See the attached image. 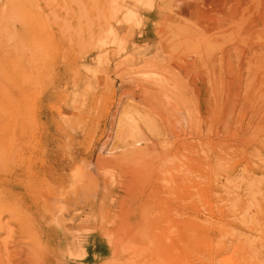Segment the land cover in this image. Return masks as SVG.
Returning a JSON list of instances; mask_svg holds the SVG:
<instances>
[{
	"label": "rangeland",
	"instance_id": "1",
	"mask_svg": "<svg viewBox=\"0 0 264 264\" xmlns=\"http://www.w3.org/2000/svg\"><path fill=\"white\" fill-rule=\"evenodd\" d=\"M203 1L0 0V201L24 225L33 213L35 228L42 218L54 230V264H264V96L248 107L246 91L247 75L264 85V72L248 73L264 56V24L253 26L250 9L242 57L230 41L205 42L224 28L203 31L194 8ZM159 79L183 91L186 122L163 101ZM129 90L135 99L118 105ZM136 126L155 145L113 152L126 137L119 128ZM78 188V205L54 208L62 216L43 211L46 189L64 199ZM19 228L1 239L28 243Z\"/></svg>",
	"mask_w": 264,
	"mask_h": 264
},
{
	"label": "bare ground",
	"instance_id": "2",
	"mask_svg": "<svg viewBox=\"0 0 264 264\" xmlns=\"http://www.w3.org/2000/svg\"><path fill=\"white\" fill-rule=\"evenodd\" d=\"M198 3V2H197ZM231 4V5H230ZM227 5H230V7H229V9H228V17L227 18H225L224 17V19H223V17L222 16H224V14H226L225 13V7L227 6ZM200 7V6H199ZM211 7V8H210ZM253 7L254 8H256L257 9V13H258V15H257V18H256V20L254 21L255 23H253V26L254 27H260V25H262V24H264V0H254L253 2H251V0H250V2L249 1H247V0H210V1H203V3L201 4V8H198V6H194V8H195V11L197 12V14H198V17H199V20H200V23H201V26H203V31H211V32H213V31H215L216 29H219V30H221L220 28H224V30H222V31H220V32H218L217 33V35H214V36H212L211 37V34L210 33H208V34H210V36L209 37H211L209 40L207 39V38H205L204 40H207V41H205V42H210V41H218L219 40V38H222V41H230V43H232V44H236V46H234V51L236 52H238L242 57H244V56H248L249 54L247 53V50L245 51V50H243V49H241L240 48V45H242L243 43H245V41H247L248 42V39H247V37H246V35H244V37H243V35H242V33H243V31H245V29H244V26H245V24H246V16L248 15V14H250V9H252V11H253ZM193 8V9H194ZM209 8V9H208ZM192 9V10H193ZM211 9V10H210ZM256 9H255V11H256ZM262 9V10H261ZM191 10V12H190V15L191 16H193V15H195L196 14V12H195V14H193V11ZM210 11H213V12H215L214 14H212V12H211V14H210ZM216 13H218V14H216ZM180 15H185V11H183L182 13H179ZM196 14V15H197ZM220 14L222 15L221 17H222V20H220V19H218L216 16H220ZM213 16H214V18H213ZM194 17V16H193ZM197 17V16H196ZM247 17H249V16H247ZM251 17V16H250ZM252 21V20H251ZM210 22H213L211 25L209 24ZM264 27V26H263ZM226 28V29H225ZM190 31V30H189ZM258 31H262V30H260V29H258ZM183 32V31H182ZM216 32V31H215ZM246 32V31H245ZM161 33V32H160ZM160 33H158V36L159 37H161L160 36ZM185 33V32H184ZM183 33V34H184ZM189 34V33H188ZM189 35H191L190 36V40L189 41H191V40H193V34L191 33V34H189ZM188 35V36H189ZM179 36H181V35H179ZM187 36V35H186ZM178 37V36H177ZM259 37V36H258ZM255 38V37H254ZM260 39L261 38H259V41H260ZM221 41V42H222ZM262 41V40H261ZM260 41V42H261ZM241 42H243L242 44H240V45H237L238 43H241ZM228 43V42H227ZM161 44H162V42H161ZM204 44V43H203ZM207 44V43H206ZM223 44V43H222ZM261 44H263V43H261ZM208 46V45H207ZM244 46V45H243ZM206 47V46H205ZM258 47V46H257ZM256 47V48H257ZM244 48V47H243ZM209 49V48H208ZM245 49V48H244ZM251 50V49H250ZM253 50H254V47H253ZM256 50V49H255ZM225 52V51H224ZM231 52V51H230ZM249 52V51H248ZM261 52V51H260ZM263 52V51H262ZM206 53V52H205ZM208 53V52H207ZM254 53V52H253ZM223 54V53H222ZM255 54V53H254ZM263 54H264V52H263ZM227 54H225V56H226ZM250 56H253L254 57V55H250ZM256 56V55H255ZM257 56H258V54H257ZM230 57V56H229ZM253 57L252 58H250V59H253ZM260 57H261V54H260ZM207 58V57H206ZM228 58V57H227ZM234 58V57H233ZM262 58V57H261ZM223 59V58H222ZM235 59V58H234ZM255 59V58H254ZM229 60V59H228ZM241 60V59H240ZM243 60H245L244 58H243ZM247 60H249L248 58H247ZM235 61V60H234ZM236 62V61H235ZM240 62H242V61H240ZM250 62V61H249ZM254 62V61H253ZM228 63V62H227ZM229 63H231L230 61H229ZM229 63H228V65H229ZM234 63V62H233ZM239 63V62H238ZM243 63V62H242ZM246 63V62H245ZM252 63V62H251ZM234 65V64H233ZM243 66H244V64H242ZM260 66V67H257V66ZM230 66V65H229ZM240 66V65H239ZM247 66V65H246ZM250 67H249V70H248V73H251V74H253V71H255V70H257V68L258 69H260L262 72H264V56H263V58L261 59V61L259 62V64H256V65H254L253 63L251 64V65H249ZM227 68V67H226ZM229 68V67H228ZM227 68V69H228ZM232 68V67H231ZM246 68V67H245ZM244 68V69H245ZM241 69V68H240ZM234 70H235V67H234ZM259 70V71H260ZM232 71V70H231ZM230 71V72H231ZM240 71V70H239ZM242 71H243V69H242ZM247 71V70H246ZM228 72H229V70H228ZM236 72H237V70H236ZM257 73V72H256ZM260 73V72H259ZM238 74V73H237ZM235 75V74H234ZM241 75V74H240ZM254 76H248L247 75V79H246V81L247 80H249L250 78L252 79V82H251V84H248V86H246L247 87V89H246V91H248L247 92V94H248V97L247 96H245V97H247L248 98V100H247V102L250 104L248 107H250V106H253L254 104H256V103H258L260 100H261V97H263L264 95H262V91L264 90H262V87L264 86H262L260 83H259V81L260 82H262V79H260V77L259 76H255V74H253ZM260 75H261V73H260ZM237 76V75H236ZM159 77V76H158ZM162 77V76H161ZM239 77V76H238ZM243 78V77H242ZM255 78L257 79V81L255 82ZM241 79V78H240ZM250 79V80H251ZM264 79V78H263ZM159 80H163V79H159ZM244 80V79H243ZM124 81V80H123ZM160 81V82H161ZM236 81H238V82H240L239 80H236ZM242 81V80H241ZM245 81V80H244ZM244 81H242V82H244ZM126 82V81H125ZM128 82V81H127ZM130 82V81H129ZM128 82V83H129ZM167 82V81H166ZM165 82V79L163 80V83H161V88L163 89H161L160 91H161V96H162V99H163V101L165 102V103H168V104H170V105H172V109L174 110V111H176V112H178V114L180 115L181 113H182V115H180V116H182L181 118L183 119V121L184 122H186L187 121V117H186V115L181 111L182 110V107H183V105L182 104H184L185 102H186V104H188V101L184 98V96H183V91L181 90V89H176V88H171L170 86H169V84H165L166 83ZM176 82V81H175ZM231 82V81H230ZM233 82V81H232ZM232 82H231V84H232ZM241 82V83H242ZM249 82V81H248ZM135 83V82H134ZM133 83V84H134ZM137 83H139V82H137ZM241 83H240V85H238L237 83V85L238 86H241ZM246 83V82H245ZM177 84L180 86V84H179V82H177ZM235 85V84H234ZM233 85V86H234ZM236 85V86H237ZM247 85V84H246ZM249 85H250V87H249ZM236 86H234V90H235V87ZM245 86V85H244ZM232 87V86H231ZM243 87V86H242ZM237 88V87H236ZM239 88V87H238ZM245 88V87H244ZM239 90V89H238ZM122 91H123V89H122ZM130 91L132 92V90H129V92H125L124 94H122L121 95V97L119 98V100H118V105H121V103L123 102V100L124 99H126L127 98V96H130L129 95V93H130ZM134 91H135V89H134ZM148 92V91H147ZM233 92V91H232ZM239 92H241L240 90H239ZM154 93V92H153ZM130 94H132V93H130ZM238 94V93H237ZM233 95H235L234 93H233ZM132 97H130V98H133V99H135V94H132L131 95ZM157 97L159 98V95H157ZM242 97H244V96H242ZM239 98V97H238ZM247 98H245V100L244 101H246V99ZM235 99H236V97H235ZM160 100V99H159ZM241 100V99H240ZM242 100V101H243ZM185 101V102H184ZM230 101V100H229ZM235 101V100H234ZM237 102H239V101H237ZM232 103V102H231ZM234 103V102H233ZM232 103V104H233ZM244 103H246V102H244ZM261 105V104H260ZM239 106V105H238ZM189 107V106H188ZM248 107H247V109H248ZM260 107V106H259ZM244 108H246V107H244ZM253 108V107H252ZM168 109V108H167ZM166 109V110H167ZM251 109V108H250ZM257 109V108H256ZM240 109L238 108V110L237 111H239ZM249 110V109H248ZM248 110H245L246 112L248 111ZM262 110H263V108H262ZM114 112H112V118H113V122L115 121V119H116V117H117V115H118V113H119V110H118V108H114V110H113ZM169 111H171V110H169ZM174 111H172V112H174ZM192 111V110H191ZM240 111H243V110H240ZM249 112V111H248ZM259 112V111H258ZM262 112V111H261ZM264 112V111H263ZM237 113L238 112H236V116H237ZM241 113V112H240ZM250 113V112H249ZM251 113H252V111H251ZM255 113V112H254ZM253 113V114H254ZM177 114V115H178ZM188 115H189V117L191 118L192 117V115L190 116V112L188 111ZM251 115V114H250ZM258 115V114H257ZM256 115V116H257ZM261 115V114H260ZM234 116V115H233ZM240 116V115H239ZM242 116V115H241ZM241 116H240V118H241ZM244 116H246V115H244ZM252 116V115H251ZM250 116V117H251ZM261 116H264V115H261ZM258 117H259V115L257 116V119H258ZM178 118V117H177ZM261 118V117H260ZM259 118V119H260ZM235 119V118H234ZM247 119H249V118H247ZM251 119V118H250ZM254 119H255V117H254ZM254 119H251V120H254ZM259 119H258V121H259ZM262 119V118H261ZM263 119H264V117H263ZM181 120V119H180ZM238 120L240 121V122H242V121H244V120H240L239 118H238ZM189 121V120H188ZM255 121H256V119H255ZM261 121H263V120H261ZM181 122V121H180ZM236 122V121H235ZM234 122V123H235ZM238 123V122H237ZM243 123V122H242ZM244 123H246V122H244ZM247 123H248V120H247ZM250 123H251V121H250ZM249 123V124H250ZM257 122H255V124H256ZM262 123L263 122H259L258 124H256L255 125V127H253L254 129H255V131H254V129H253V134L255 135L257 132L259 133V131L261 132V125H262ZM112 124V123H111ZM184 124V123H183ZM241 124V123H240ZM239 124V125H240ZM185 125H187V124H185ZM237 125V124H236ZM238 125V126H239ZM264 125V124H263ZM262 125V128L264 127ZM224 126H225V124H224ZM246 126V125H245ZM186 127V126H185ZM209 127V126H208ZM239 127H241V126H239ZM252 127V126H251ZM111 128H112V125H111ZM164 128V127H163ZM182 128V127H181ZM109 129H110V127H109ZM165 129V128H164ZM111 130V129H110ZM136 130L137 131H131V129L129 130V133L128 132H124V130L123 129H121V128H119V133L121 134V136L122 135H126V137H127V134H129L130 135V140H127V139H125L126 137H122V139H124V140H120L119 142H118V140H117V142H118V144H116L117 146H115L114 148H113V152H117V151H119V150H121L122 152L124 151V152H127L126 153V155H124V157L125 156H129V155H133V149H135V148H137L138 146H140L141 144H146V145H155V143L153 142V140H152V138H150V137H148V136H146V134H144V132H142L143 130H140V127L139 126H136ZM228 130V129H227ZM262 131H264V130H262ZM249 132V131H248ZM252 132V130L250 129V133ZM256 132V133H255ZM165 133H166V131H165ZM164 133V135H166ZM172 133V132H171ZM112 134H113V132H112ZM262 134H264V132L262 133ZM261 134V135H262ZM118 135V134H117ZM111 136V135H110ZM260 136V135H259ZM173 137V136H172ZM223 137V136H222ZM250 137V136H249ZM248 137V138H249ZM112 138V137H111ZM111 138L110 137H107L106 138V141H105V143L103 144V147H102V151H101V154H103V152H105V150H107V148H108V146L111 144ZM208 138V137H207ZM255 138V137H254ZM245 139V138H244ZM247 139V138H246ZM250 139V138H249ZM253 139V138H252ZM243 140V139H242ZM255 140V139H254ZM257 140V139H256ZM203 141V140H202ZM244 142H245V140H243ZM130 142V143H129ZM240 142H241V140H240ZM239 142V143H240ZM246 142H247V140H246ZM245 142V143H246ZM255 142V141H254ZM261 141H259V143H260ZM238 143V144H239ZM247 143H249V141L247 142ZM252 143V142H251ZM256 143V142H255ZM259 143H256V144H259ZM263 143V144H262ZM250 144V143H249ZM254 144V143H253ZM261 144L262 145H264V141L262 140V142H261ZM261 144H259L260 146H261ZM162 145V144H161ZM172 145V144H171ZM255 145V144H254ZM236 146H238V145H236ZM240 146V145H239ZM238 146V147H239ZM248 146H250V145H248ZM252 146V145H251ZM250 146V147H251ZM234 148H235V146H233ZM237 147V148H238ZM241 147V146H240ZM149 148V147H148ZM254 148V147H253ZM256 148V147H255ZM249 149V148H248ZM243 150V149H242ZM252 151H250V152H253V149H251ZM256 150V149H255ZM254 150V151H255ZM257 151V150H256ZM244 152V151H243ZM260 152V151H259ZM258 152V153H259ZM130 153V154H129ZM245 153V152H244ZM249 154V153H248ZM253 154H255V153H253ZM253 154H249V155H253ZM131 155V156H132ZM217 155V154H216ZM262 155V154H261ZM222 156V155H221ZM256 156V154L253 156V158ZM263 156H264V153H263ZM121 157H123V156H121ZM165 158V157H164ZM170 158V157H169ZM214 158H216V157H214ZM258 158V156L255 158V160ZM264 158V157H263ZM100 159V158H99ZM136 159V158H135ZM217 159H218V157H217ZM259 159H261V157L259 158ZM102 160V159H101ZM164 160V159H163ZM254 160V159H253ZM107 161V160H106ZM141 160H139V161H137V163L138 162H140ZM166 161V160H165ZM168 161V160H167ZM260 161V160H259ZM164 162V161H163ZM250 162V161H249ZM256 162H258V161H256ZM263 162V161H262ZM168 163V162H167ZM172 163V162H171ZM252 163V162H251ZM259 163V162H258ZM261 163V162H260ZM260 163H259V167H260ZM264 163V162H263ZM103 164H104V162H103ZM142 164V163H141ZM170 164V163H169ZM253 164H255V163H253ZM251 165V164H250ZM250 165H248L249 166V168H251V166ZM142 166V165H141ZM255 166H257V165H255ZM247 167V166H246ZM254 167V166H253ZM252 167V168H253ZM258 167V168H259ZM263 167H264V165H263ZM245 169V168H244ZM56 170V169H55ZM55 170H53V169H49L48 171H50V172H47V173H49V174H51V175H53V173H55ZM256 170V169H255ZM260 170H262V169H259L258 171H260ZM242 171H243V169H242ZM250 171H251V169H250ZM246 172H248V171H246ZM245 172V173H246ZM261 172H263V171H261ZM260 172V174H262ZM56 173H57V171H56ZM243 173H244V171H243ZM244 173V174H245ZM249 173H251V172H249ZM249 173H247V174H245L246 176L249 174ZM252 174H253V172H252ZM251 174V175H252ZM60 176H62V175H60ZM78 176H80V174H78ZM77 176V177H78ZM82 176V175H81ZM250 176V175H249ZM56 177H58V175L56 176ZM77 177H75L74 179H76ZM251 177V176H250ZM61 179H63V181H65V180H67V179H65L64 177H60ZM79 178V177H78ZM251 178H253V176L251 177ZM16 180V181H15ZM15 180H14V182H17V181H19L20 182V184L22 185V181L21 180H19V177H18V175H17V177L15 178ZM60 180V179H59ZM249 180H250V178H249ZM57 181H58V179H54V175L52 176V178H51V183L52 184H55L56 185V183H57ZM68 181V180H67ZM251 181H252V179H251ZM35 182V181H34ZM66 182V181H65ZM75 182V181H74ZM73 182V183H74ZM258 182V181H257ZM263 182V181H262ZM77 183V182H76ZM172 183V182H171ZM184 183V182H183ZM254 183H256V182H252V184L254 185ZM261 183V181L259 182V183H257V185H259ZM38 184L36 183V185H34L33 186V184H32V181H28L27 182V184H25V187H36ZM252 185V186H253ZM249 186V185H248ZM255 186V185H254ZM260 186V185H259ZM262 186L263 185H261V188H262ZM78 187H79V185H78ZM59 188H60V186H59ZM247 189L249 190V188L247 187ZM252 191H255V189H252V188H250ZM258 189H260V187L258 188ZM54 189H52V191H53ZM84 190H85V188L83 189V188H78V190H77V192H76V196L74 195L73 197H70V198H67V197H64V199L66 200H64L63 198H61V199H59V198H57V196L56 195H54L53 194V192L52 191H50V190H48V189H46L45 190V193H46V195H45V197H42V200H44V202H45V204L43 205V209H45V210H43V211H46V212H48V209H51V211L57 206V207H61V204L62 203H66L67 202V204H69V203H75V204H79V201L83 198L81 195H79V193L80 194H84L85 192H84ZM264 190V189H263ZM79 192V193H78ZM256 192H257V188H256ZM255 192V193H256ZM259 192V194H260V191H258ZM257 192V193H258ZM262 192V191H261ZM253 193V192H252ZM251 193V194H252ZM250 194V195H251ZM252 196H254V195H252ZM251 196V197H252ZM69 197V196H68ZM77 197V199L76 200H74L73 198H76ZM255 197V196H254ZM41 198V197H40ZM253 198V197H252ZM252 200V199H251ZM257 200V199H256ZM259 200V199H258ZM252 201H254V199L252 200ZM12 207V206H11ZM53 207V208H52ZM59 207V208H60ZM27 208H30V207H27ZM59 208H58V210H59ZM12 209V208H11ZM62 209H63V207H62ZM65 209V208H64ZM10 205L7 203H5V202H1L0 201V264H54L53 262V260H52V256L50 255V251L51 250H53V243H52V238H53V232H54V230H47V226H46V224L45 225H43V222H45V221H43V219L41 218V228H40V230L39 229H37V228H35L36 227V223H35V221H36V219L34 218V214L33 213H31V214H29L31 217L29 218L28 217V222L24 225L23 224V222L22 221H20V220H16L15 218H14V216L12 215V214H10ZM75 210V209H74ZM61 211V210H60ZM50 212V211H49ZM54 212H55V209H54ZM53 212V213H54ZM10 214L11 216H10V218H9V220L7 221V222H5V223H3V221H2V219H3V216L5 215V214ZM51 214L52 216H55V217H58L59 215L57 214V212H55L54 214ZM62 213V212H61ZM49 214V213H48ZM60 214V213H59ZM44 215V214H43ZM52 216H51V218H52ZM60 216H62V215H60ZM59 216V217H60ZM48 218V217H47ZM50 218V217H49ZM51 218H50V222H51ZM54 218V217H53ZM55 219V218H54ZM45 220V219H44ZM48 220V219H47ZM46 220V221H47ZM56 220V219H55ZM15 222H19L20 223V230H21V234H24V233H28V236H29V239H28V243L26 242H24V241H21V242H16V241H14V239L13 240H8V239H10V238H8V239H1L2 238V235H5V234H7L8 235V237H10L11 235H10V233H11V229H10V225L11 224H15ZM30 222V223H29ZM57 223V222H56ZM51 224H53V222H51ZM58 224V223H57ZM48 225H49V223H48ZM56 227H57V225H55ZM51 228V227H50ZM58 228V227H57ZM19 229H18V231H19ZM17 231V230H16ZM165 240V239H164ZM66 241H67V239H66ZM24 244H28V246H23ZM57 244V243H56ZM157 246V245H156ZM12 248H14V251L13 250H11ZM129 248V247H128ZM11 250V251H10ZM71 249L69 248V247H67V244L65 245L64 244V251L67 253V251L69 252ZM64 252V253H65ZM171 253V252H170ZM168 254H169V252H168ZM65 255V254H64ZM123 263H125V262H123ZM118 264H120V263H118ZM125 264H128V263H125ZM133 264V263H132Z\"/></svg>",
	"mask_w": 264,
	"mask_h": 264
}]
</instances>
